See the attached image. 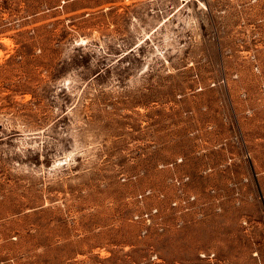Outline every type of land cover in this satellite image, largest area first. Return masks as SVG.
Instances as JSON below:
<instances>
[{
    "label": "rangeland",
    "instance_id": "rangeland-1",
    "mask_svg": "<svg viewBox=\"0 0 264 264\" xmlns=\"http://www.w3.org/2000/svg\"><path fill=\"white\" fill-rule=\"evenodd\" d=\"M0 264H264V0H0Z\"/></svg>",
    "mask_w": 264,
    "mask_h": 264
},
{
    "label": "trees",
    "instance_id": "trees-1",
    "mask_svg": "<svg viewBox=\"0 0 264 264\" xmlns=\"http://www.w3.org/2000/svg\"><path fill=\"white\" fill-rule=\"evenodd\" d=\"M99 73L97 72V74L96 75H98Z\"/></svg>",
    "mask_w": 264,
    "mask_h": 264
}]
</instances>
